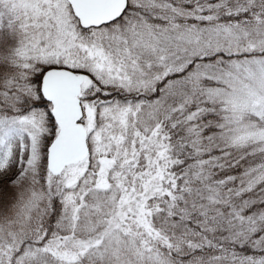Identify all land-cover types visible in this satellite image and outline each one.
Instances as JSON below:
<instances>
[{
    "label": "snow or ice",
    "instance_id": "1",
    "mask_svg": "<svg viewBox=\"0 0 264 264\" xmlns=\"http://www.w3.org/2000/svg\"><path fill=\"white\" fill-rule=\"evenodd\" d=\"M0 264H264V0H0Z\"/></svg>",
    "mask_w": 264,
    "mask_h": 264
}]
</instances>
